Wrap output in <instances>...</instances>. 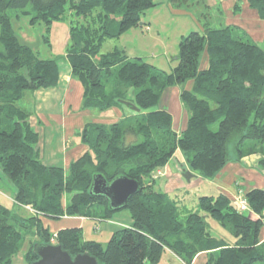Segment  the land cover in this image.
Wrapping results in <instances>:
<instances>
[{"label": "trees", "instance_id": "trees-1", "mask_svg": "<svg viewBox=\"0 0 264 264\" xmlns=\"http://www.w3.org/2000/svg\"><path fill=\"white\" fill-rule=\"evenodd\" d=\"M247 2L264 19V0ZM154 5L153 0H0V169L14 184L18 205L8 208L0 202V264H11L26 241L30 264L36 258L34 244H52L53 232L54 243L73 255L87 252L101 264H155L163 248L185 264L202 251L207 253L205 264L264 263V240L259 238L263 188L244 193L257 218L240 211L224 193L191 194L190 208L186 191L170 197L154 188L156 172L178 150L188 155L191 170L210 179L228 161L264 144V49L235 26L205 20L202 32L181 35L170 72L129 55L123 47L101 52L105 40L138 24L141 14ZM13 11L30 15V24L42 22L46 33L54 19L71 16L64 59L71 77L82 84L81 107L129 110L111 123H85L77 133L87 149L67 168L43 163L39 133L22 103L26 92L57 85L58 60L40 57L17 36ZM203 52L207 65L200 68ZM188 82L190 88L185 87ZM174 85L180 88L179 100L187 113L179 134L171 113L160 104ZM97 174L107 182L118 176L138 182V191L123 207L130 211L129 227L115 229L103 244L85 239L81 227L50 231L44 226L43 218L105 220L118 211L109 207L104 195L91 192ZM213 222L232 239L213 234Z\"/></svg>", "mask_w": 264, "mask_h": 264}, {"label": "crops", "instance_id": "crops-1", "mask_svg": "<svg viewBox=\"0 0 264 264\" xmlns=\"http://www.w3.org/2000/svg\"><path fill=\"white\" fill-rule=\"evenodd\" d=\"M205 1L208 2L209 8L211 7L218 12H213L215 15L214 26L221 22L224 25L235 26L240 31L244 32L245 38L255 42L264 49V19L260 17L256 9L248 4L247 0ZM236 3L239 5L237 8L235 7ZM206 65L207 54L203 52L200 57L199 67L204 68ZM190 85V82H188L185 84V87L190 88ZM179 92V86L174 85L169 87L164 92L160 102L161 106L167 108L171 113L172 126L177 134L184 129L187 119V113L179 100ZM82 94V84L80 81L71 77L70 67L66 64V66L59 70V78L56 86L39 88L34 91L26 92L22 100L23 105L31 113L30 122L39 133V142L41 129L43 131V151L44 147H46V141L47 148L51 147L50 149L48 148V160L54 162L56 157L54 155L58 154L59 161H63L62 165L65 166L63 168H67L72 160L76 159L87 149V146L84 145L81 140V136L77 133L82 130L85 123L92 121L111 123L122 118L123 115L129 111L126 108L123 109L117 106L104 111L83 109L81 107ZM41 120L46 126H49V128H53V125L56 124V126L60 127V137H58L56 141H54L55 134L45 135L44 128H41L39 125L44 124ZM39 146L41 148V144H39ZM257 148L255 152L244 155L239 160L228 161L224 167L210 179L202 178L192 171L188 161L187 163L183 162L184 158H186L183 151L178 150L171 160L161 170L156 172L154 188L157 185V189L155 188L156 190L165 192L170 197L183 190L194 196L218 195L219 193H224L239 207V203L236 199L239 192L244 194L251 187L264 189V144L258 145ZM42 155L41 153V156ZM52 165H55V163ZM183 168L186 170L189 169V171L194 174L189 180H186L182 176ZM0 177L3 181L6 180L8 182L9 188L14 195L16 192L14 184L4 176V174L0 175ZM6 196L8 200H11V195L6 194ZM13 202L15 203L14 199ZM247 211L252 217H259V214L249 207ZM260 215L264 220V210ZM42 221L44 226L50 228V231H57L65 227H81L83 229V224L87 223L86 221H91L96 226L104 223L103 226L105 227L108 225L110 230L129 227L131 224V222L127 223L124 219H118V216L115 218L111 216L105 220H93L83 216L64 215L58 219L43 218ZM83 237L88 239L84 235ZM259 238L260 241L264 240V225L260 230ZM165 252L171 255L175 264H185V262L171 250L163 248L162 254ZM206 258L207 253L205 251L199 252L193 258L191 264H205ZM255 264L264 263L256 262Z\"/></svg>", "mask_w": 264, "mask_h": 264}, {"label": "rangeland", "instance_id": "rangeland-1", "mask_svg": "<svg viewBox=\"0 0 264 264\" xmlns=\"http://www.w3.org/2000/svg\"><path fill=\"white\" fill-rule=\"evenodd\" d=\"M153 1L155 5L149 7L141 14L138 24L129 26L118 38L105 40L102 44L101 52L109 51L115 46L123 47L127 50L129 55L140 56L144 61L170 72L176 62L174 57L178 53V43L181 35H185L192 30L202 32V28L200 26H203V22L205 20H214L215 15L213 12H217V10H213L211 7L209 8L208 2L205 0H188L180 3L175 1L172 2L171 0ZM11 13L14 14L12 17L13 30L23 42L31 46L40 57L57 59L60 68L66 66L67 61L64 58L65 49L70 42L69 22L71 20V16L54 19L51 24L50 32L46 33L42 22H35L33 24L29 23L30 15L21 14L19 11H13ZM16 14H19V16H16ZM46 37H48V39ZM39 125L41 128H44L45 135H56L54 136V141L60 137L61 131L60 127L56 126L57 124L53 125V128H49V126H46L45 123L43 125ZM42 135L43 131L41 129L39 144H41L40 149L43 154V162L47 165L55 163V165L65 167L62 165L63 161H59L58 154L54 155L56 156L54 162H52V160H48V148L50 149L51 147L47 148L46 141V147H44L43 151ZM256 145L258 146L260 143ZM183 154L186 156L183 162L187 163L186 159L188 155L184 152ZM0 175H3L1 169ZM155 188L157 189V185ZM0 192V202L4 206L8 208L18 206L13 202L14 195L9 188L8 182L6 180L3 181L1 177ZM4 193L11 196L13 195L11 200H8V197ZM187 196V207L189 206L192 208V195L187 193ZM21 207L29 212L33 211L29 205ZM248 207L249 206L247 205V209ZM117 216L118 219H124L127 223L132 221L130 211L127 208L113 212L112 218ZM86 222L87 223L83 224V235L88 239L97 240L106 244L114 230H110L108 225L104 227V223L96 226L91 221ZM212 233L216 236H221L226 240L232 239L228 231L217 223L213 224ZM31 236L34 238V235ZM28 246V242H24L22 248L12 257L11 264H26L25 253ZM155 264L175 263L172 260L171 255L165 252L163 254L161 253L160 258Z\"/></svg>", "mask_w": 264, "mask_h": 264}, {"label": "water", "instance_id": "water-1", "mask_svg": "<svg viewBox=\"0 0 264 264\" xmlns=\"http://www.w3.org/2000/svg\"><path fill=\"white\" fill-rule=\"evenodd\" d=\"M134 110L138 107L132 106ZM189 170L182 169V176L189 180L192 177ZM139 184L136 180L126 176H118L107 182L101 174L93 176L91 192L104 195L111 209L119 210L127 205L128 199L138 191ZM33 252L36 258L30 264H101L95 256L87 252L71 254L59 243L34 244Z\"/></svg>", "mask_w": 264, "mask_h": 264}, {"label": "built area", "instance_id": "built-area-1", "mask_svg": "<svg viewBox=\"0 0 264 264\" xmlns=\"http://www.w3.org/2000/svg\"><path fill=\"white\" fill-rule=\"evenodd\" d=\"M243 195H242L241 192H239L238 195L236 196V199H237V201L239 203L240 211L246 210L247 209V205H248L247 201H246V199H245V197ZM55 240H56V232H53L51 237H50V241H51V243H54Z\"/></svg>", "mask_w": 264, "mask_h": 264}]
</instances>
